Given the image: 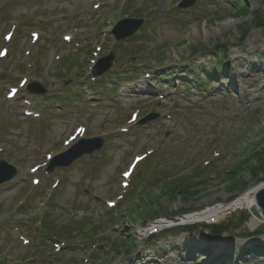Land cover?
Returning <instances> with one entry per match:
<instances>
[{"label":"rangeland","instance_id":"rangeland-1","mask_svg":"<svg viewBox=\"0 0 264 264\" xmlns=\"http://www.w3.org/2000/svg\"><path fill=\"white\" fill-rule=\"evenodd\" d=\"M182 1L0 0V159L16 169L0 184V264H264L254 209L181 220L264 182V0L242 17L238 0ZM125 19L143 22L116 42ZM92 137L98 151L45 172Z\"/></svg>","mask_w":264,"mask_h":264},{"label":"water","instance_id":"water-1","mask_svg":"<svg viewBox=\"0 0 264 264\" xmlns=\"http://www.w3.org/2000/svg\"><path fill=\"white\" fill-rule=\"evenodd\" d=\"M194 0H183L178 7L181 9L189 8L193 5ZM142 20H129L125 19L119 22L111 31V34L116 41L123 40L133 35L141 26ZM113 54L110 53L107 57L100 59L94 68V74L97 76L107 71L112 63ZM27 91L30 93L43 95L46 90L37 83L28 85ZM152 117H147L143 120V123L151 120ZM102 146V140L100 138H92L87 140H81L79 143L71 147L67 152L60 156H56L48 167V171H51L56 166L67 167L71 163L80 158L82 155H89L100 149ZM64 158L63 161H59V158ZM16 173V170L11 165L0 160V183L10 180ZM254 210L256 213L264 219V188L257 191L254 195Z\"/></svg>","mask_w":264,"mask_h":264},{"label":"bare ground","instance_id":"bare-ground-1","mask_svg":"<svg viewBox=\"0 0 264 264\" xmlns=\"http://www.w3.org/2000/svg\"><path fill=\"white\" fill-rule=\"evenodd\" d=\"M235 60V58L233 59V61ZM238 60V58H236V61ZM238 70L237 73L235 74V77H237L238 79H243L244 80V76H245V72L243 73V69L242 66L240 64H238ZM248 74V73H247ZM264 188V182L259 183L258 185L254 186L253 188L249 189L248 191L244 192L243 194H241L240 196H238V198L236 200H234L231 203H228L226 206H215L213 208H208L205 209L204 211H199L197 213L191 214L188 217H185L184 219L181 218L182 221L186 222V223H195V222H203L204 220H208L210 218L218 220L220 218H222L227 211H231L232 209L234 210L236 207H240L242 205H246L248 208L250 207L251 209H254V195L256 194L257 191L261 190ZM256 221L258 220V217L254 216L253 218ZM180 221V220H178ZM166 223V222H165ZM181 223V222H179ZM175 224H177V226H174ZM164 226V225H173V227L175 228H180L182 227L181 224H178L176 222H174V220H171V222L167 223V224H162V223H155L153 225V228L156 227H160V226ZM190 227H192V225H189ZM171 228V227H170ZM144 231V230H143ZM141 231V232H143ZM180 246H183L179 243ZM185 249V248H183Z\"/></svg>","mask_w":264,"mask_h":264},{"label":"trees","instance_id":"trees-1","mask_svg":"<svg viewBox=\"0 0 264 264\" xmlns=\"http://www.w3.org/2000/svg\"><path fill=\"white\" fill-rule=\"evenodd\" d=\"M239 2L241 3V5L237 8V14L236 15H238V16H240V17H242V16H244V15H247V12H249L248 11V2H249V0H239ZM245 32H243V34H244ZM216 50H218L217 48H216ZM255 160H257L256 161V164H257V166L254 168L255 169V171H254V169H253V171L254 172H256V173H258L260 170L262 171V170H264V150L263 151H261V152H258L257 153V155H255ZM248 161V158H244L241 162H239L238 163V165H236L233 169H232V171H231V173H230V175L232 176V177H238V174H237V172H238V170L240 169V167H241V165H243V164H245L246 162ZM255 174V173H254ZM229 175V176H230ZM179 185V184H178ZM178 185H172V189L171 190H176L177 188H181V191H186V190H188V186L189 185H187V186H183V187H179ZM154 215H156V216H160V214L159 213H157V212H155L154 213ZM240 216H241V214H240ZM246 218L244 217V219L243 220H238L237 221V223L235 222L236 220H231V222H228V223H222L220 226H219V224L217 225V226H215V227H210L211 228V231H212V235L213 234H215V235H218V234H221V233H223V232H228V231H230L231 229L233 230V229H235V228H239L242 224H243V221L245 220ZM185 229H187L188 230V228H185ZM259 232H261V231H259ZM46 233H47V231H46ZM51 234V233H50ZM69 236V235H68ZM72 236L70 235V237H68V239H70ZM125 239H127V238H125ZM125 239L123 240V241H125ZM132 241V238L131 237H128V240L127 241Z\"/></svg>","mask_w":264,"mask_h":264},{"label":"snow or ice","instance_id":"snow-or-ice-1","mask_svg":"<svg viewBox=\"0 0 264 264\" xmlns=\"http://www.w3.org/2000/svg\"><path fill=\"white\" fill-rule=\"evenodd\" d=\"M0 55H3V53H0ZM82 131V130H81Z\"/></svg>","mask_w":264,"mask_h":264}]
</instances>
